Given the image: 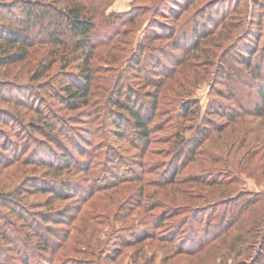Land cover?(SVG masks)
<instances>
[{
	"label": "rangeland",
	"instance_id": "374dc122",
	"mask_svg": "<svg viewBox=\"0 0 264 264\" xmlns=\"http://www.w3.org/2000/svg\"><path fill=\"white\" fill-rule=\"evenodd\" d=\"M80 2L104 43L80 107L51 47L0 62V264H264V0Z\"/></svg>",
	"mask_w": 264,
	"mask_h": 264
},
{
	"label": "trees",
	"instance_id": "16d2710c",
	"mask_svg": "<svg viewBox=\"0 0 264 264\" xmlns=\"http://www.w3.org/2000/svg\"><path fill=\"white\" fill-rule=\"evenodd\" d=\"M97 13V11L87 8L80 0H64L63 6L59 5L57 1L50 3L37 0H19L11 5L0 3V62L10 64L22 61L27 57L28 49L37 44L38 47H51L47 50L49 60L45 61L49 62L50 67L56 63H62L64 67L75 65V69L79 72V76L74 75L75 83H62L59 87L64 93V100L68 106L80 107L87 96L86 89L91 78L89 68H91V62L95 55V48L104 45L103 42H99L100 39L96 34ZM102 19L107 22L109 18L103 17ZM153 31L155 30L153 29ZM191 34L194 37L193 33ZM243 63L245 64V62ZM42 65L38 67L41 70L44 69ZM253 70L260 74V71ZM254 77L261 79L258 76ZM116 104L130 115L129 124H133V138L137 141L147 142L151 130L148 120L141 117V113L148 109L143 110V107H139L142 111H136L126 101L124 103L117 101ZM260 111L257 108L256 116L259 118L261 117ZM45 116L46 114L42 117ZM115 122L117 123V121ZM31 124L33 129L30 130H36V133L41 135H45V132L50 130L49 128L55 129L56 132L60 130V124H47L45 120L41 125L35 122ZM52 142L55 144L58 143V140L55 139ZM58 162L67 165L68 159L59 157ZM59 167L63 166L60 164ZM44 188L46 193L55 196L60 192L64 195L69 193L66 189L68 186L62 181L54 186Z\"/></svg>",
	"mask_w": 264,
	"mask_h": 264
}]
</instances>
